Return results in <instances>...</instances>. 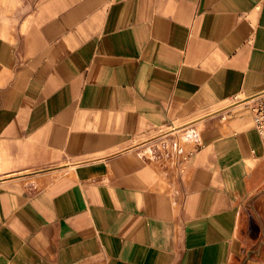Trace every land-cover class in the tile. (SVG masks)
I'll return each mask as SVG.
<instances>
[{"label":"crops","instance_id":"0c3cea01","mask_svg":"<svg viewBox=\"0 0 264 264\" xmlns=\"http://www.w3.org/2000/svg\"><path fill=\"white\" fill-rule=\"evenodd\" d=\"M264 0H0V264H264Z\"/></svg>","mask_w":264,"mask_h":264},{"label":"built area","instance_id":"2783aa9c","mask_svg":"<svg viewBox=\"0 0 264 264\" xmlns=\"http://www.w3.org/2000/svg\"><path fill=\"white\" fill-rule=\"evenodd\" d=\"M251 122L259 136L264 154V92L248 100Z\"/></svg>","mask_w":264,"mask_h":264}]
</instances>
